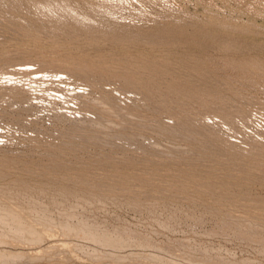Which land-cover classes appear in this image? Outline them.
<instances>
[{"label": "rangeland", "instance_id": "rangeland-1", "mask_svg": "<svg viewBox=\"0 0 264 264\" xmlns=\"http://www.w3.org/2000/svg\"><path fill=\"white\" fill-rule=\"evenodd\" d=\"M0 264H264V0H0Z\"/></svg>", "mask_w": 264, "mask_h": 264}, {"label": "bare ground", "instance_id": "bare-ground-1", "mask_svg": "<svg viewBox=\"0 0 264 264\" xmlns=\"http://www.w3.org/2000/svg\"><path fill=\"white\" fill-rule=\"evenodd\" d=\"M6 2H8V1H6ZM10 7V6H9ZM12 8V7H11ZM19 8H21V7H19ZM14 9V8H13ZM3 19V18H2ZM12 23V22H11ZM39 23V22H38ZM51 23V22H50ZM42 25V24H41ZM22 26V25H21ZM49 31V30H48ZM60 32V31H59ZM75 32V31H74ZM41 32H39V34H40ZM57 33V32H56ZM43 34V33H42ZM35 35H36V33H35ZM45 36H46V34H44ZM48 35V34H47ZM36 37V36H35ZM39 37V36H38ZM37 38V37H36ZM60 38V37H59ZM35 39V38H34ZM54 39V38H53ZM53 63H55V62H53ZM173 65V64H172ZM85 68V67H84ZM66 72V71H65ZM68 72V71H67ZM203 72V71H202ZM69 78V77H68ZM138 94V93H137ZM174 99V98H173ZM178 105V104H177ZM240 105V104H239ZM130 106V105H129ZM105 107V106H104ZM220 107H222V106H220ZM139 108V107H138ZM210 108V107H209ZM108 109V108H107ZM168 109H170V108H168ZM224 109H226V108H224ZM183 110V109H182ZM231 110V109H230ZM110 112V111H109ZM105 113V112H104ZM178 113V112H177ZM193 113V112H192ZM211 114V113H210ZM215 115V114H214ZM221 115V114H220ZM180 116V115H179ZM217 116V115H216ZM221 117V116H220ZM131 118V117H130ZM181 118H183L182 116H181ZM240 118V117H239ZM104 120V119H103ZM138 120V119H137ZM177 120H179V119H177ZM225 120V119H224ZM227 120V119H226ZM199 123V122H198ZM229 123V122H228ZM179 124V123H178ZM92 129V128H91ZM95 130V129H94ZM137 130V129H136ZM86 131V130H85ZM91 131V130H90ZM128 131V130H127ZM76 132V131H75ZM104 132V131H103ZM81 133V132H80ZM214 133V132H213ZM72 134V133H71ZM121 135V134H120ZM103 136V135H102ZM92 137V136H91ZM138 137V136H137ZM101 138V137H100ZM128 138V137H127ZM215 138V137H214ZM199 139V138H198ZM97 140V139H96ZM216 141V140H215ZM128 142V141H127ZM85 144V143H84ZM177 149V148H176ZM193 153V152H192ZM163 154V153H162ZM183 160V159H182ZM157 164V163H156ZM176 170V169H175ZM184 170V169H183ZM201 172V171H200ZM206 176V175H205ZM179 178H181V177H179ZM209 178V177H208ZM220 178V177H219ZM41 179V178H40ZM243 179V178H242ZM182 180H184V179H182ZM219 180V179H218ZM81 182V181H80ZM18 187V186H17ZM16 187V188H17ZM29 187H31V186H29ZM6 188V187H5ZM14 188V187H13ZM67 189V188H66ZM43 190V189H42ZM53 190V189H52ZM70 193V192H69ZM9 198V197H8ZM11 198V197H10ZM9 210V209H8ZM12 211V210H11ZM18 212V211H17ZM17 215H19V214H17ZM27 215V214H26ZM13 217V216H12ZM20 217V216H19ZM9 218V217H8ZM12 219V218H11ZM22 219V218H21ZM14 220V219H13ZM20 221V220H19ZM18 223V222H17ZM25 225V224H24ZM19 228V227H18ZM27 231V230H26ZM26 231H24L25 233H26ZM37 231H38V229H37ZM41 231V230H40ZM40 231H38V232H40ZM19 232V231H18ZM28 232V231H27ZM48 234H50L51 235V233L50 232H47ZM40 234V233H39ZM29 235H31V234H29ZM53 235V234H52ZM34 241V240H33ZM56 242V241H55ZM58 242V241H57ZM56 246H65V244H64V242H62V243H56V244H54V247H56ZM27 249V248H26ZM25 249V250H26ZM36 249V248H35ZM24 250V251H25ZM34 250V249H33ZM76 258V257H75ZM108 260V259H107ZM118 261V260H117Z\"/></svg>", "mask_w": 264, "mask_h": 264}]
</instances>
